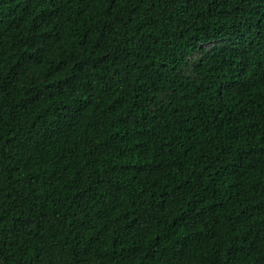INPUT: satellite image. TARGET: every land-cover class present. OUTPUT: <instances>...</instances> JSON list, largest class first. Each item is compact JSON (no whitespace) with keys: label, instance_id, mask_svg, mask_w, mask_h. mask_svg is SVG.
<instances>
[{"label":"trees","instance_id":"1","mask_svg":"<svg viewBox=\"0 0 264 264\" xmlns=\"http://www.w3.org/2000/svg\"><path fill=\"white\" fill-rule=\"evenodd\" d=\"M0 264H264V0H0Z\"/></svg>","mask_w":264,"mask_h":264}]
</instances>
